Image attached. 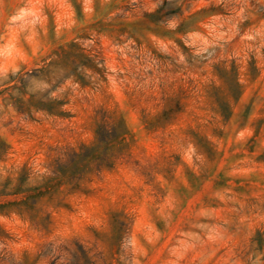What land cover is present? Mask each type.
<instances>
[{
    "label": "rangeland",
    "instance_id": "1",
    "mask_svg": "<svg viewBox=\"0 0 264 264\" xmlns=\"http://www.w3.org/2000/svg\"><path fill=\"white\" fill-rule=\"evenodd\" d=\"M0 264H264V0H0Z\"/></svg>",
    "mask_w": 264,
    "mask_h": 264
}]
</instances>
